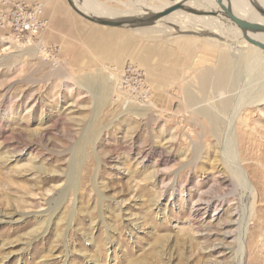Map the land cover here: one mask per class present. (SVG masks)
I'll return each mask as SVG.
<instances>
[{
	"label": "rangeland",
	"instance_id": "rangeland-1",
	"mask_svg": "<svg viewBox=\"0 0 264 264\" xmlns=\"http://www.w3.org/2000/svg\"><path fill=\"white\" fill-rule=\"evenodd\" d=\"M62 1L64 42H47L49 28L24 43L0 33V264H236L237 242L217 235L234 210L244 264H264V61L231 65L225 112L214 75L201 81L223 51L212 36L100 26ZM72 1L126 10L125 0ZM127 16L117 19L139 18ZM129 64L143 102L121 88ZM238 110L247 182L235 191L222 180H236L225 132Z\"/></svg>",
	"mask_w": 264,
	"mask_h": 264
},
{
	"label": "bare ground",
	"instance_id": "bare-ground-1",
	"mask_svg": "<svg viewBox=\"0 0 264 264\" xmlns=\"http://www.w3.org/2000/svg\"><path fill=\"white\" fill-rule=\"evenodd\" d=\"M125 2L126 10L123 11L114 8L108 9L106 6L95 1H86L83 5H80V8L85 14L92 17H109L108 19H117V17L121 16L130 17L127 16V14H133L134 16L139 17L137 19L147 22L145 26H139L140 28H143L142 31L144 35H167L169 32L171 33L174 31L177 33H192L199 36H212L210 39L206 38V41L212 45L220 47L223 51L218 54L220 60L218 67H216L215 71H209V73L206 74L204 73L205 75L201 81L203 87L208 85L210 87L211 81L208 75L210 73L212 76L214 75L215 78L212 83V88L214 87L216 91H219L218 95L216 94L219 100L225 99L228 87L231 82H233L231 65L238 63V58L241 55H247L249 60L257 61L261 59L264 61V50L253 43L255 42L264 45V32L242 31L225 14V11L217 3V0H125ZM222 4L229 7L231 12L238 18L264 26V14L261 13V11H264V0H222ZM173 6H178L179 8L167 16L161 17L152 22L148 21L156 14L162 13ZM255 55L259 59H257ZM229 107L230 101L228 99L221 101L220 108L223 111L227 112ZM201 113L206 115L204 110H202ZM235 121L242 122L248 127L247 121H244L241 116V110L236 111L234 117L228 121V130L225 132L228 142L226 141L225 149L226 153L228 152V155L231 157L229 163L231 164L230 167L233 172L232 176L236 180L234 181V179L229 180L225 178L222 180V183L233 185L234 190L237 191L240 188L246 190L245 184L247 182V175L246 172L239 167L238 160H236L235 144L233 140V128L235 127H233V125L235 124ZM215 122L217 123L218 120L215 119ZM203 201L204 200L199 199L197 205H206L204 208L205 210L213 206H215L216 210H219L222 207V205H219L218 203L220 201L216 199L207 200L205 203H203ZM223 201H227L226 196L222 197L221 204H223ZM202 210L203 208H197L196 213L199 214ZM234 211L233 216L239 218L238 211ZM238 218L223 223V227L219 229L217 235L219 234L222 236L224 240L233 239L237 242L238 248L236 253L239 257L237 256L238 260L236 261V264H244V246L247 230L244 221L239 220ZM223 246L224 242L221 241L219 245L215 246L214 250L217 253H221L222 251H220V249Z\"/></svg>",
	"mask_w": 264,
	"mask_h": 264
},
{
	"label": "built area",
	"instance_id": "built-area-1",
	"mask_svg": "<svg viewBox=\"0 0 264 264\" xmlns=\"http://www.w3.org/2000/svg\"><path fill=\"white\" fill-rule=\"evenodd\" d=\"M43 13L41 4L31 5L24 0H0V33H9L8 38L19 43L30 42L48 29ZM120 84L125 91V97L134 101H145L147 90L143 89L142 73L137 67L129 64L123 68L120 72Z\"/></svg>",
	"mask_w": 264,
	"mask_h": 264
},
{
	"label": "water",
	"instance_id": "water-1",
	"mask_svg": "<svg viewBox=\"0 0 264 264\" xmlns=\"http://www.w3.org/2000/svg\"><path fill=\"white\" fill-rule=\"evenodd\" d=\"M69 4L73 8V10L82 16L83 18L87 19L88 21L98 24L100 26H105V27H112V28H123V27H139V26H145L147 22L139 19H108V18H101V17H92L90 15L85 14L83 11H81L72 0H68ZM217 3L223 8L225 11V14L230 18V20L237 25L242 31H250V32H264V26L255 24V23H250L247 21H244L237 16H235L229 7H226L222 4V0H217ZM179 7L178 6H173L162 13L156 14L154 17L150 18L148 21L152 22L154 20H157L161 17L167 16L177 10ZM262 14H264V11H261ZM255 45L261 47V49L264 50V45L255 43Z\"/></svg>",
	"mask_w": 264,
	"mask_h": 264
},
{
	"label": "crops",
	"instance_id": "crops-1",
	"mask_svg": "<svg viewBox=\"0 0 264 264\" xmlns=\"http://www.w3.org/2000/svg\"><path fill=\"white\" fill-rule=\"evenodd\" d=\"M27 3L41 4L44 8L43 19L48 22L49 29L53 30L54 35H47V42L62 43L64 42L63 38L65 37L64 29L69 28L71 25L70 21V12L65 7L62 0H24Z\"/></svg>",
	"mask_w": 264,
	"mask_h": 264
}]
</instances>
